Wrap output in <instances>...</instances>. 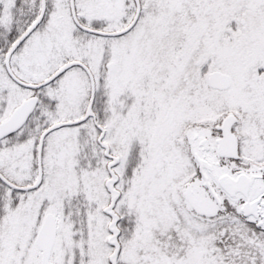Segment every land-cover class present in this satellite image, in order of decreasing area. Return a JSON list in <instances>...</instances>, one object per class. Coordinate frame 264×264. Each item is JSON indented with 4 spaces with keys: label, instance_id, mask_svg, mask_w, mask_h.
<instances>
[{
    "label": "snow or ice",
    "instance_id": "snow-or-ice-1",
    "mask_svg": "<svg viewBox=\"0 0 264 264\" xmlns=\"http://www.w3.org/2000/svg\"><path fill=\"white\" fill-rule=\"evenodd\" d=\"M0 264H264V0H0Z\"/></svg>",
    "mask_w": 264,
    "mask_h": 264
}]
</instances>
